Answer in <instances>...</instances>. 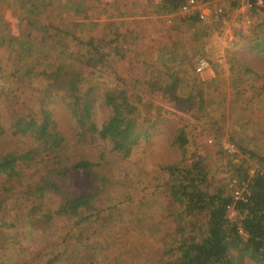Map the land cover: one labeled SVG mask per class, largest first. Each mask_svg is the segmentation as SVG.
Returning <instances> with one entry per match:
<instances>
[{
    "label": "rangeland",
    "instance_id": "rangeland-1",
    "mask_svg": "<svg viewBox=\"0 0 264 264\" xmlns=\"http://www.w3.org/2000/svg\"><path fill=\"white\" fill-rule=\"evenodd\" d=\"M250 1L252 11L243 8L242 0L230 1L226 3L230 20L194 25L174 9L173 0H0V159L15 153L29 157L19 163L23 176L0 174V264H164L176 257L172 250L205 220L186 219L167 191L165 168L183 158L173 143L175 131L183 129L187 135V164L202 162L214 178L211 189L229 183L233 188L239 179L231 178V167L240 165L241 159L250 162L252 174L261 167L258 158L250 159L251 154L245 156L241 149L264 157V92L258 89L264 53L254 47L264 40V5ZM57 27L68 37L119 54L111 59L114 62H106L105 80H95L101 87L105 83L125 88L140 104L142 117L149 100L166 110L164 125L151 132L149 140L141 141L125 158L111 157L110 144L91 143L90 137L81 140L71 112L57 103V92L46 94L44 108L56 131L58 123L71 162L98 163L103 152L109 159L110 164L102 162L100 171L94 170L115 182L102 196L116 228L88 223L79 229L76 219L57 215L62 196L54 190L42 195L36 190L50 169L57 170L41 151L46 138L14 133L19 116L39 112L38 101L57 76ZM112 38L116 41L110 43ZM164 59L175 67L177 84L164 82ZM200 59L210 68L198 74ZM124 79L131 82L125 84ZM154 90V95L148 93ZM133 94L141 99L135 100ZM188 99L192 104H182ZM110 114L96 97L97 125L101 127ZM91 179L82 172L67 181L66 191L84 193ZM79 245L88 251L79 254ZM64 251L71 256L67 263L57 259ZM231 258L256 264L238 251Z\"/></svg>",
    "mask_w": 264,
    "mask_h": 264
},
{
    "label": "trees",
    "instance_id": "trees-1",
    "mask_svg": "<svg viewBox=\"0 0 264 264\" xmlns=\"http://www.w3.org/2000/svg\"><path fill=\"white\" fill-rule=\"evenodd\" d=\"M176 3L179 4L177 1ZM190 21H193L194 25L200 22L196 18H192ZM173 28L180 30L177 25ZM68 35L65 29L57 27V76L53 83H49L50 90L46 91L44 95L57 92V103L62 104L71 112L77 126L78 136L82 141L90 137L89 139L92 140L88 141L91 143L93 141L108 143L112 147L111 157L121 155L125 158L132 154L141 141L149 140L151 132L164 125L165 120H163L162 113L163 111L166 113V110L149 100L144 104L146 106L144 111L147 114L142 117L140 104L130 99L125 88L120 90L118 87H109L105 83L101 87L95 80L99 78L105 80L104 75L108 74L105 72L106 62L108 59H110L108 62H114L111 59L118 58L119 54H109L82 40L83 38L78 39L68 37ZM113 38H119V36ZM113 38L110 43L116 41ZM254 47L264 53V40L257 42ZM79 58L82 59V62H79ZM164 62H166L164 64L166 68L162 73L164 82L170 83V85L171 82L177 84L178 73H172L175 67L171 66L169 60L164 59ZM114 76L116 79L119 78L116 71ZM260 77L261 85L258 89L264 92V72ZM138 80V78L134 79L136 85L137 82L139 83ZM124 82L129 84L131 81L124 79ZM148 93L152 95L156 91ZM98 96L111 112L101 127L95 122L96 97ZM46 97L48 95L39 99L38 113L33 116H19L13 127L15 134L26 135L29 133L30 136H35L39 140L46 138L44 149L41 151L46 153L45 158L48 162L55 167L57 165V170L50 169L47 177L37 185V193L40 192L42 195L45 191H57V195H61L63 199L60 206L57 207V215L76 219V226L79 229H85L88 223L92 226L103 224L107 228H116L117 225L112 223L115 217L111 208L105 207L103 202L105 198L102 196L104 193L110 192L107 187L115 182L111 180V176L99 174L100 164L102 162L110 164L109 159L103 152L98 163L83 160L72 163L70 156L64 152L65 138L59 131L58 123L56 131V128L52 126L53 119L50 117V113L44 108ZM134 99L140 100L141 97L134 95ZM192 102L193 100L188 99L182 104L190 105ZM173 143L182 150L183 158L179 163L165 168L169 176L167 191L171 201L183 209L186 219L193 220L198 216L202 217L205 222L200 228L193 226L195 227L191 229L193 235L183 244H179L176 250H172V253L176 252V257L164 264H241L231 258L235 251L252 258L256 264H264V157L239 148L243 155L248 156L249 154L250 156L251 154L250 159L258 158L257 160L261 161V167L252 174V168L247 159H241L240 165H232L231 178H238L239 180L235 179L238 184L246 183L251 192L246 203L234 202L233 188L230 183L226 188L217 186L215 189H211L215 180L204 164L200 161L191 165L187 164L184 150L189 141L183 129L175 131ZM28 158V154L26 156L16 153L1 158L0 174L23 176L24 167L21 169L19 163H25ZM95 167L99 171L94 170ZM82 172L93 178L91 179L93 183L87 191L81 194L66 191L67 181ZM232 204L238 211L236 220H231L227 215V208ZM186 230H182L181 233ZM240 230H243L246 236L241 235ZM82 231L81 235L84 233V230ZM80 242H74V245ZM86 248L82 249L79 245L78 253L88 251ZM58 258L66 263L71 260L68 252L57 255Z\"/></svg>",
    "mask_w": 264,
    "mask_h": 264
},
{
    "label": "built area",
    "instance_id": "built-area-1",
    "mask_svg": "<svg viewBox=\"0 0 264 264\" xmlns=\"http://www.w3.org/2000/svg\"><path fill=\"white\" fill-rule=\"evenodd\" d=\"M176 1L179 3L177 5ZM173 0V5L175 10H179L182 17L186 20H192V18H196L200 21V23H207L211 20L217 21L220 19H225L228 21L231 19L230 11L227 8L228 2L234 1L237 2L239 0ZM258 5L263 6L264 0H257ZM244 3V9L248 11H252L254 8V4L250 0H242ZM228 3V4H226ZM233 3V2H232ZM215 11H213V7H217ZM211 9V11L209 10ZM252 17V14H251ZM246 23L250 24L251 21L248 16H246ZM210 68L208 61L205 59H200L196 64V72L201 74ZM233 198L234 202H244L248 201V198L251 196V192L246 183L238 184L235 181L233 186ZM228 218L231 220H236L238 218V211L235 208V205L232 204L227 208ZM241 235L246 236V233L243 230H240Z\"/></svg>",
    "mask_w": 264,
    "mask_h": 264
}]
</instances>
